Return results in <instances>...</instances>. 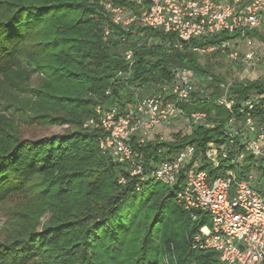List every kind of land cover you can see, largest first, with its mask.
<instances>
[{"label": "trees", "instance_id": "16d2710c", "mask_svg": "<svg viewBox=\"0 0 264 264\" xmlns=\"http://www.w3.org/2000/svg\"><path fill=\"white\" fill-rule=\"evenodd\" d=\"M105 1L138 13L148 6L131 0H0V76L24 62L38 69L45 76L39 89L23 82L15 88L11 82L18 93L34 94L40 111L31 121L74 128L66 134L25 139L17 124L0 117V203L21 198L25 209L37 206L53 214L39 232L32 222L39 214L23 210L24 231L0 246V264H221L215 251H195L191 246L192 235L209 220L200 218L193 225L191 215L177 203L176 191L161 183L148 181L140 191L135 180L119 185L117 166L99 149V133L83 126L105 101L108 88L128 101L131 95L125 88L153 85L160 90L174 79L175 70H187L207 80L210 93L205 99L195 96L193 105L182 108L187 115L206 113L212 126L172 133L168 139L157 136L144 154L148 165L161 162L163 150L176 153L193 146L198 155L209 143H230L225 123L231 118L243 123V104L253 96L262 99L251 114L257 123L264 122V81L230 82L211 64L214 57L225 56H205L204 61L193 51L241 32L184 42L178 48L175 34L141 27L126 33L112 22L102 5ZM106 28L112 34L108 38ZM138 34L162 44L130 43L118 52L119 45ZM128 51L132 62L125 57ZM235 65L242 71L241 64ZM120 73L131 76L116 84ZM225 87L233 101L231 110L218 103ZM244 131L241 128L242 135ZM259 169L264 171V166Z\"/></svg>", "mask_w": 264, "mask_h": 264}, {"label": "built area", "instance_id": "2783aa9c", "mask_svg": "<svg viewBox=\"0 0 264 264\" xmlns=\"http://www.w3.org/2000/svg\"><path fill=\"white\" fill-rule=\"evenodd\" d=\"M131 1L148 6L138 13L110 1L102 3L112 22L126 33L141 27L175 34V47L181 48L184 42L241 32V36L193 51L201 57L221 54L243 68L264 61V0ZM104 34L106 38L112 35L108 28ZM132 56V52L125 53L130 62ZM174 72V79L160 90L146 93L139 86L129 87L128 101L108 88L105 101L84 129L99 133V149L117 166L119 185L125 187L135 180L140 191L148 181L161 183L176 191L177 203L191 215L193 225L200 218L209 220L192 235L193 250L215 251L221 264H264V171L259 169L264 166V122L257 123L251 114L262 98L253 96L244 102L243 123L236 118L225 123L229 144L209 143L198 155L193 146L176 153L163 150L162 161L148 165L144 148L161 136L153 134L158 126L182 124L188 132L212 126L206 113L187 115L182 108L193 105L195 96L209 97L199 86L201 79L187 70ZM130 76L120 73L116 84ZM227 91L225 87L218 103L231 110L233 101Z\"/></svg>", "mask_w": 264, "mask_h": 264}, {"label": "rangeland", "instance_id": "374dc122", "mask_svg": "<svg viewBox=\"0 0 264 264\" xmlns=\"http://www.w3.org/2000/svg\"><path fill=\"white\" fill-rule=\"evenodd\" d=\"M130 43H137L141 46L162 44L159 40L155 41L143 34H138L128 39L124 44L119 45L117 48L118 52L121 53L126 50ZM202 60L205 61L207 59L205 57ZM211 64L216 74L225 76L230 82L242 81L244 79L264 81V61L258 62L250 68H243L242 71L237 69L236 63H232L223 57H214ZM200 79L199 86L204 90V96H206L210 93V87L207 85V80L201 77ZM12 81L16 85L15 88L19 87V82H23L29 89H39L44 85L45 76L38 69L30 67L26 62L23 63V66L13 67L12 73L9 75L0 76V117H5L17 124L22 138L38 140L56 134L70 133L74 130L70 126L45 127L37 125L36 122H32L31 116L40 111L39 106H36L34 94L31 91H28L26 94L18 93L14 85L12 87ZM152 86L149 85V87L144 86L140 88L152 92L154 90ZM124 91L130 92V89L127 90L125 88ZM183 128L184 125L182 124L170 127L158 126L153 134L159 133L165 139H168L172 133H187L188 130ZM24 204L25 202L21 198H10L8 201L0 203V246H3L13 239V236L22 235L24 225H26L21 218L23 210L31 214L34 212L39 214L38 218L32 220V222H36L37 231L39 232H44V226L52 220L53 214L51 211L39 210L37 206H29V209H25ZM36 262H40V259L36 258Z\"/></svg>", "mask_w": 264, "mask_h": 264}]
</instances>
